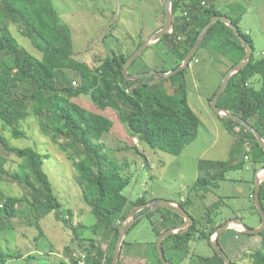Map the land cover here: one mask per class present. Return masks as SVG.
<instances>
[{
	"label": "trees",
	"instance_id": "trees-1",
	"mask_svg": "<svg viewBox=\"0 0 264 264\" xmlns=\"http://www.w3.org/2000/svg\"><path fill=\"white\" fill-rule=\"evenodd\" d=\"M233 1L236 0L227 2L172 0V32L151 43L146 49L161 45L162 48L158 49L157 54L160 55L164 65L159 71L174 69L181 64L212 16H228L248 40L253 53L248 64L231 75L218 100V105L248 121L264 138V55L256 54L253 39L240 26L244 6L236 7ZM0 2V120L5 127H9L12 137L19 138L24 136V132L18 127L19 122L28 115H33L42 133L73 161L82 198L89 205L96 219L91 225L94 234L97 235L101 230L105 240L112 237L107 248L103 247L98 239L88 238V245L80 249L88 252L93 264L101 263L104 257L105 264H111L119 228L129 210L157 198L148 200L145 195H141L134 201L129 200L124 193V189L130 184V178L122 173L124 163L120 164L112 158L105 151V145L101 141L103 135L111 130L113 121L103 114L81 106L74 98L82 93L88 94L99 108L115 109L120 121L140 143L151 149L179 155L186 145L197 138L200 126V119L188 102L187 86L183 78L189 66L165 79L176 84L173 93L160 92L164 80L154 84L149 83L159 78V75L142 79L147 82L139 84L130 92L129 87L141 79H129L125 82L122 66L127 57L142 43L143 37L134 41L133 49L102 58L96 66H91L74 58L69 30L61 22L52 0H0ZM161 6V13L164 15L162 3ZM11 23L22 26V35L42 53L41 58L30 54L14 39ZM200 49L207 50L214 59L227 66V69L221 73L218 86L228 70L238 63L245 53L233 29L221 20L213 23L207 30L191 61L196 59ZM143 52L131 64L129 73H143L152 69L148 65L137 63ZM65 70L81 72L85 76V86H73L67 81ZM258 75L262 78L260 88L254 86L258 81L255 77ZM218 86L209 100L212 99ZM220 119L236 141L229 151L228 159L199 162L202 174L193 189L201 192L199 196L202 199H205L212 189L217 188L220 181L226 179L229 171L249 165L254 171L258 167H264V151L253 134L230 118L221 116ZM236 127L239 129L236 130ZM62 138L66 141H61ZM246 142L249 143V150L246 148ZM0 144L17 158L13 161L17 166L12 178L28 193L20 197L2 193L0 229H11L12 219L25 213V216L30 215L35 219L30 221V224L39 229V235H43L39 219L51 212L67 228L73 231L81 228V224L74 225L71 222L73 213L70 211L67 219L59 216L62 203L54 194L52 183L43 170L44 156L32 147L12 145L1 133ZM126 148H134L146 159V155L138 146L127 145ZM6 162L7 159L0 155V172L11 175L5 169ZM28 169L34 171L35 179ZM254 176L250 180L252 199L255 190ZM24 202H27V205L19 208ZM260 202L264 208V179L261 182ZM180 204L187 210L193 204V200L188 198ZM253 208L261 220L255 203ZM144 211L146 209L139 213ZM155 212H160L159 220L152 221L157 237L166 229L183 222L181 216L167 208L148 212L146 216H152ZM238 216L239 211H234L232 217ZM192 217L194 221L187 231L168 236L163 241L164 254L173 264H178L177 260L182 258L184 251L188 250V242L193 238L205 239L212 246L210 239L215 230L230 218L217 222L210 216L206 220H203V217ZM258 234L262 238V243L259 249L250 254L251 264H264V230ZM168 240L173 243L168 245ZM78 241V245H82L83 241L80 238ZM124 242L125 240L123 244ZM150 246L155 253L156 264H163L157 252L156 242L151 243ZM169 250H175L176 253L172 255ZM213 252V255L207 259L212 264H225L214 248ZM20 256L21 254L0 252V264ZM231 263L239 264L237 261Z\"/></svg>",
	"mask_w": 264,
	"mask_h": 264
},
{
	"label": "rangeland",
	"instance_id": "rangeland-1",
	"mask_svg": "<svg viewBox=\"0 0 264 264\" xmlns=\"http://www.w3.org/2000/svg\"><path fill=\"white\" fill-rule=\"evenodd\" d=\"M160 1L52 0L61 22L69 30L74 58L91 66H96L102 58L133 49L134 41L142 37L146 38L147 34L154 32L158 25L154 18L155 10H158L157 16L163 18L159 11L162 8ZM227 1L229 0H225ZM233 2L236 7L244 6L240 26L253 39L256 54L264 55V0ZM10 28L14 39L20 45L24 46L30 54L41 58L42 53L22 35L21 25L11 23ZM160 48H162L161 45H157V47L146 49L137 63L148 65L153 70L159 71L164 65L160 55L157 54ZM226 69L227 66L224 63L214 59L207 50L200 49L196 59L191 61L183 74L188 102L198 115L200 126L197 138L186 145L179 155L151 149L140 143L138 138L132 136L120 121L115 109L99 108L88 94L82 93L74 98L81 106L92 112L103 114L113 121L111 130L103 135L101 141L105 145V151L112 158L120 164L124 163L122 173L130 178V184L124 189V193L129 200L134 201L141 195H145L148 200L157 197L180 203L190 198L193 204L187 208V211L196 218L203 217V220H206L210 216L220 222L224 218H232L233 212L239 211L238 217H241L247 226L260 225L259 214L253 208L254 199L250 196L252 192L250 180L255 174L252 166L229 171L226 179L220 181L217 188L207 193L205 199L199 196L201 192L193 189L198 177L202 174L199 162L228 159L229 151L236 141L225 128L220 119L221 116L211 107L209 100L221 80V73ZM65 72L67 81L73 86H85V76L81 72L76 70H65ZM255 80L258 81L254 86L260 88L262 78L258 75ZM175 86L176 84L171 80H164L159 90L162 94L173 93ZM18 127L24 132V136L14 138L10 134L9 127H5L0 120V133L4 134L12 145L32 147L44 156L43 170L52 183L54 194L62 203L59 216L67 219L70 216L68 211H70L73 213L72 218L70 217L71 222L82 226L73 231L51 212L39 219L44 232L43 235H39V229L30 224V221L35 219L23 213L12 219L11 229H0V252L21 254L20 257L8 259L2 264H28L29 254L39 257L38 261L41 264H58L60 260L58 251L64 246L72 247L74 243H79V238L83 243L76 246L78 251L88 245V238L98 239L101 245L107 248L101 230L97 235L93 232L91 225L96 222V219L91 208L82 198L73 161L42 133L33 115L30 114L20 121ZM238 129L239 127H236V130ZM61 141L65 142L66 139L62 138ZM127 145L138 146L146 155V159L134 148L127 149ZM0 155L7 159L5 169L11 174L0 172V203L3 200L2 193L15 197L27 195L26 189L12 178L17 166L13 161L17 158L1 144ZM28 171L35 179L34 171L31 169ZM26 205L27 202H24L19 208H24ZM159 218L160 212L140 218L126 235V243L152 241V244L154 242L157 244L158 237L153 230L152 221H158ZM235 227L240 229L239 226ZM221 236L219 237L220 246L231 261H237L239 264H251L250 254L259 249L262 243L259 234H246L240 230L234 232L228 229ZM228 241L231 242L230 249L227 246ZM172 243L168 240L167 244ZM38 249L45 251L46 255L37 256ZM187 249L182 253V258L177 260L178 264H212L207 257H211L214 252L207 240L193 238L188 242ZM118 264H124V260H119Z\"/></svg>",
	"mask_w": 264,
	"mask_h": 264
},
{
	"label": "water",
	"instance_id": "water-1",
	"mask_svg": "<svg viewBox=\"0 0 264 264\" xmlns=\"http://www.w3.org/2000/svg\"><path fill=\"white\" fill-rule=\"evenodd\" d=\"M161 2L163 4V10H164L163 25L159 29H157L156 31L149 34L146 38H144L142 43L127 57L126 61L124 62L123 66H122V72L124 75V81L125 82L129 79H132V80L133 79H141V80L134 82V84L131 87H129L128 90L130 92H132L136 86H138L139 84H143V83L147 82V81L142 80L146 77H149L152 75H159V78L149 82L151 84H154V83L163 81V80L167 79L168 77L178 73L179 71L187 68L191 63V59L193 58V56L195 55V53L199 49V47H200V45H201V43L205 37L207 30L210 28V26L213 23H215L218 20H221L233 29L235 35L241 41V43L245 49V53H244L243 57L241 58V60L238 63H236L235 65H233L228 70V72L225 74V76L222 79L220 85L218 86L215 94L213 95L212 99L210 100V104H211V107L213 108V110L218 115L230 118L233 121L244 126L247 130H249L253 134V136L255 137V139L258 142V144L260 145V147L264 151V138L262 137L261 133L256 128H254L248 121L243 119L241 116L229 111L226 108L220 107L218 105V100H219L221 94L223 93L224 89L226 88L231 75L235 72H238L245 65H247L250 58H251V55L253 53V48L250 45V43L248 42V40L239 32L237 27L234 25V23L232 22V20L228 16H225V15H214V16H212L210 21L204 26V28L202 29V31L198 35L196 41L194 42L192 47L189 49V51L187 52V54L183 58L181 64L178 65L177 67H175L174 69H170L168 71H157V70L152 69L148 72H143V73H129V68H130L131 64L140 56V54L151 43L158 41L165 34L170 33L173 30L172 0H161ZM263 179H264V167H258L255 171V176H254V182H255L254 203H255V206H256V208H257V210L261 216L260 225L257 227H249L243 222L241 217H232V218L226 220L220 226H218L217 229L215 230L214 234H213V237H211V239H210V243H211L212 247L214 248L216 253L220 257H222L225 264H232V263H231V260L229 259V257L227 256L226 252L220 246L219 237L227 229L236 228L235 226H239L240 229H238V230H240L241 232L246 233V234H258L264 230V208L262 207L261 202H260V188H261V182ZM159 208H167L169 210H172L183 218L182 223H180L177 226L166 229L165 231H163L158 236V239H157V244H156L157 252L159 254V257H160L162 263L163 264H173L167 260L165 254H164L163 241L168 236H171V235L179 233V232L187 231L190 228V226L192 225L194 218L180 203H177L174 200H166V199H160V198L151 200L147 203H144V204H141L138 206H135L129 210V212L127 213V215L123 219V222L119 228V233H118L117 240L115 243L111 264H117L118 263V260L120 257V250L122 247L124 236L130 230V228L134 225V223L136 221H138L140 218L146 216V214L148 212L157 210ZM144 209H146V211H144L142 213H138Z\"/></svg>",
	"mask_w": 264,
	"mask_h": 264
},
{
	"label": "crops",
	"instance_id": "crops-1",
	"mask_svg": "<svg viewBox=\"0 0 264 264\" xmlns=\"http://www.w3.org/2000/svg\"><path fill=\"white\" fill-rule=\"evenodd\" d=\"M159 11L161 12V10H159ZM157 13H158V10L157 11L155 10L154 18H155L156 23L158 24L157 29H159L163 25L164 15H163V18H161L160 16H157ZM149 34H151V33H149ZM149 34H147V35H149ZM155 198H157V197H155ZM230 229L233 230L234 232H237V230H238L237 228H230ZM127 234H128V232L126 233V235ZM126 235L124 236V240L126 238ZM220 238H219V240H220ZM111 239H112V237L110 236V238L108 240H105L107 247H108L109 243L111 242ZM151 243H152V241H148L145 243H139L138 241H135L133 243H131V242L126 243V240H125L124 244L122 243L119 260L123 259L124 264H156L155 256H154L155 253L150 246ZM77 245H78V242L74 243V246H72V247L67 245V246H64L62 249H60L58 251V256L60 259L58 264H72L73 262H72V258H71V251L77 250V247H76ZM227 246L230 249V247H231L230 241L227 242ZM169 252L172 255H174L176 253L175 250H169ZM37 254H38L37 256H40L41 254L46 255V252L45 251L43 252V250L38 249ZM35 256L36 255L31 256V254L28 255V258L30 259V262L28 264H41L40 261H38L39 257H35Z\"/></svg>",
	"mask_w": 264,
	"mask_h": 264
},
{
	"label": "built area",
	"instance_id": "built-area-1",
	"mask_svg": "<svg viewBox=\"0 0 264 264\" xmlns=\"http://www.w3.org/2000/svg\"><path fill=\"white\" fill-rule=\"evenodd\" d=\"M245 145L246 148L249 150V143L246 142ZM71 258L73 260V264H92L91 260L89 259V254L86 250H73L71 252Z\"/></svg>",
	"mask_w": 264,
	"mask_h": 264
},
{
	"label": "bare ground",
	"instance_id": "bare-ground-1",
	"mask_svg": "<svg viewBox=\"0 0 264 264\" xmlns=\"http://www.w3.org/2000/svg\"><path fill=\"white\" fill-rule=\"evenodd\" d=\"M106 258L104 257L99 264H105ZM93 264V263H92Z\"/></svg>",
	"mask_w": 264,
	"mask_h": 264
}]
</instances>
